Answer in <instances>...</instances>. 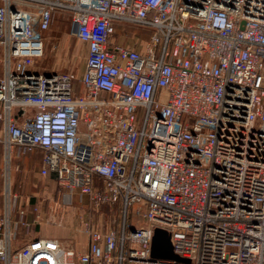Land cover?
<instances>
[{"label":"built area","instance_id":"obj_1","mask_svg":"<svg viewBox=\"0 0 264 264\" xmlns=\"http://www.w3.org/2000/svg\"><path fill=\"white\" fill-rule=\"evenodd\" d=\"M57 12L86 45L79 79L36 65ZM0 47V264H264V0H0ZM35 149L42 175L91 197L85 251L13 245L11 158ZM104 204L120 209L106 226ZM157 227L190 262L152 257Z\"/></svg>","mask_w":264,"mask_h":264},{"label":"rangeland","instance_id":"obj_2","mask_svg":"<svg viewBox=\"0 0 264 264\" xmlns=\"http://www.w3.org/2000/svg\"><path fill=\"white\" fill-rule=\"evenodd\" d=\"M19 6L22 9L30 11H40L43 7L42 5L26 1L19 2ZM69 24V13L57 12L55 14L51 27L45 34L44 56L37 62L36 65L42 72L52 71L53 67H55V70L59 71H74L79 79L84 71L86 45L79 39L71 35ZM120 28L118 31L119 33H137L136 27H132L130 25L120 26ZM139 31V33H141V30ZM140 39L143 38L140 36ZM120 40L122 41L121 43H129L132 39L120 37ZM2 59L3 52L2 48L0 47V72L3 71ZM46 67H49L48 71L45 69ZM75 86L77 88L80 86L79 81H75ZM80 89L81 91L84 90L83 87H81ZM2 155L3 152L1 151L0 158H3ZM44 190L46 191L43 192ZM44 190L42 188V191L39 190L37 192V194L43 197L42 199H48L45 200V204H43L44 206L42 208L44 214H46L45 216H47L48 218L45 222L47 224H44L43 226H51L54 227L52 230L57 229V232L59 234H67L66 238L69 243L66 242V246H69L68 244H71L72 246L73 243H76L77 245L80 242L81 244H86L88 234L84 229H81V226H77L75 215H77V213L81 210L80 207H83L85 205V207H90L89 210H91V207H93L91 197L72 193H70L69 195L63 194V192L66 193L65 190H61L53 186H48L47 189ZM24 193V198H27L28 196L35 197L32 191H24ZM68 197L71 200H68ZM30 202H32V197ZM119 212L120 209L117 205L109 204H104L97 211H94L95 215L99 216L100 218L102 217V221L105 226L109 224L110 221L114 220V218L117 219L119 216ZM55 219H57L58 221L63 220L62 224L57 226L51 223V220ZM73 234L78 237L76 238L75 236H73ZM21 236H24V234L16 235L13 243L15 247H20L21 245H23Z\"/></svg>","mask_w":264,"mask_h":264},{"label":"crops","instance_id":"obj_3","mask_svg":"<svg viewBox=\"0 0 264 264\" xmlns=\"http://www.w3.org/2000/svg\"><path fill=\"white\" fill-rule=\"evenodd\" d=\"M3 52V51H2ZM47 71L49 70V67L45 68ZM44 69V70H45ZM55 70V67L52 68ZM1 151L3 152V149L0 148V154ZM42 152L39 149H35L31 153L18 155L16 153H13L11 158V184H10V190L13 193L12 195V229L15 231V234H24V236H21L22 244H24L31 236L34 235H40L45 237H54L58 238L64 245L66 242L69 243V241L66 238L67 234H59L57 229L52 230L54 227L51 226H43L44 224H47L45 222L37 223L36 213L34 211V207L40 205V207L43 208V204H45V201L42 199L41 195L37 194V192L40 190L42 191L44 189H47L48 186H53L55 188L63 190L55 180L53 176H44L41 174V164H42ZM3 158H0V216L3 214L5 210V204H6V197H5V191H6V184L3 177V167L6 163L5 155L3 153ZM24 191H32L34 196L31 197L28 196L27 198H24L23 196L25 193ZM44 190L43 192H45ZM49 193V192H48ZM63 194H70V192L66 191V193L63 192ZM68 200L69 199L68 197ZM79 206V205H78ZM86 206V205H85ZM83 206V207H85ZM24 210L25 215L23 217V220L25 221L24 224L16 223L15 221L19 217V210ZM73 236L76 237L75 234ZM78 237V236H77ZM76 237V238H77ZM81 237V235H80ZM69 247H72L76 251H85L86 246L84 244L73 243L68 244ZM84 247V248H83Z\"/></svg>","mask_w":264,"mask_h":264},{"label":"water","instance_id":"obj_4","mask_svg":"<svg viewBox=\"0 0 264 264\" xmlns=\"http://www.w3.org/2000/svg\"><path fill=\"white\" fill-rule=\"evenodd\" d=\"M46 73L49 74L48 72ZM151 255L154 259L190 262L189 258L182 257L174 251L169 231L160 227L155 228L154 231Z\"/></svg>","mask_w":264,"mask_h":264},{"label":"trees","instance_id":"obj_5","mask_svg":"<svg viewBox=\"0 0 264 264\" xmlns=\"http://www.w3.org/2000/svg\"><path fill=\"white\" fill-rule=\"evenodd\" d=\"M132 27H136V31H137L136 34L140 35L144 40L149 38L151 34V30L149 28L139 27V26H132ZM139 30H141V33H139L140 32Z\"/></svg>","mask_w":264,"mask_h":264}]
</instances>
